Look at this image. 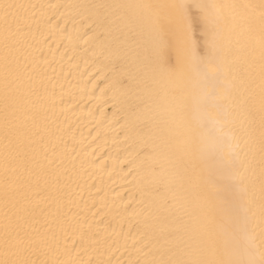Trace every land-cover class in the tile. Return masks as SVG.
I'll use <instances>...</instances> for the list:
<instances>
[{"label":"bare ground","instance_id":"6f19581e","mask_svg":"<svg viewBox=\"0 0 264 264\" xmlns=\"http://www.w3.org/2000/svg\"><path fill=\"white\" fill-rule=\"evenodd\" d=\"M261 3L0 0V264H261Z\"/></svg>","mask_w":264,"mask_h":264},{"label":"snow or ice","instance_id":"6c2138e0","mask_svg":"<svg viewBox=\"0 0 264 264\" xmlns=\"http://www.w3.org/2000/svg\"><path fill=\"white\" fill-rule=\"evenodd\" d=\"M143 7L146 9H151L152 5L151 4H144ZM181 7H183V5H181ZM260 9H261V14L264 15V0H262V3L260 5ZM212 68H213L212 65H206L202 69H200L202 75L206 79L209 78ZM218 111H220L222 113V109H220L219 107H218ZM225 139L228 140V138H225ZM228 142H230V140ZM252 243L254 244V241H252ZM201 264H205V262H201ZM253 264H254V262H253ZM261 264H264V261H262Z\"/></svg>","mask_w":264,"mask_h":264}]
</instances>
